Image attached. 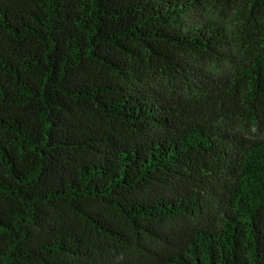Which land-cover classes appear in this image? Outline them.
Masks as SVG:
<instances>
[{
    "label": "trees",
    "instance_id": "obj_1",
    "mask_svg": "<svg viewBox=\"0 0 264 264\" xmlns=\"http://www.w3.org/2000/svg\"><path fill=\"white\" fill-rule=\"evenodd\" d=\"M0 264H264V0H0Z\"/></svg>",
    "mask_w": 264,
    "mask_h": 264
},
{
    "label": "rangeland",
    "instance_id": "obj_2",
    "mask_svg": "<svg viewBox=\"0 0 264 264\" xmlns=\"http://www.w3.org/2000/svg\"><path fill=\"white\" fill-rule=\"evenodd\" d=\"M235 8H222L220 10L204 4L197 8L190 9L182 20L184 26H215L221 29L227 37V51L229 61L225 64H216L207 59L188 60V64L198 71H202L210 79L224 83L232 74L236 66L241 62V55L236 47L235 39L240 30V23L236 21ZM177 93L181 96L186 95L183 88H179ZM249 136H252L249 135Z\"/></svg>",
    "mask_w": 264,
    "mask_h": 264
}]
</instances>
